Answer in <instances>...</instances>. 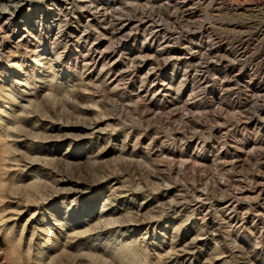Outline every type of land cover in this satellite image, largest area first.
Wrapping results in <instances>:
<instances>
[{"label": "rangeland", "instance_id": "obj_1", "mask_svg": "<svg viewBox=\"0 0 264 264\" xmlns=\"http://www.w3.org/2000/svg\"><path fill=\"white\" fill-rule=\"evenodd\" d=\"M47 1L23 0L22 1L23 5L20 7V9H18L19 14L27 16L28 14L31 13L29 17L31 22H33L34 18L38 16L37 13L34 12L36 11L42 12L43 10H48ZM121 1L120 4L116 3L114 4V6H111V4L109 5L111 8V9L109 8V11L111 12L110 15H112L111 16L112 18L116 16L115 18H118L121 21L123 20L124 22H126L127 20H129V18L130 20H134V19L137 20L138 17L141 16V14L143 16L145 14H150L152 17L155 16L154 18L156 22H159L160 20V28L164 29L163 32L168 31L169 33H172L173 36L176 38V42H177L176 44H179L180 48L186 49L187 48L186 46L188 45L191 46V44H193L195 48H193L192 50H198L197 47L199 45V37L202 35L208 37V39H211L213 43L214 40L216 42L221 41L223 42V47L228 48L227 51H222L221 49V52L220 51L210 52L209 51L210 47L203 45L199 49L202 50L203 58H204L202 59L203 62L202 65H205L204 62L207 61L209 62V68L207 74L209 73L208 76H209L210 84L208 83L209 85H207V83H205L207 86L206 89L204 90L206 95L207 105H209V107L207 106V109H203V110H201L200 108L199 109L195 108L192 109L191 111H188L189 113L188 114L186 113L185 115H183L184 114L183 112L186 111L180 110L179 106H181L182 104L179 103L180 104L179 105L177 102H180L179 100L181 97H182L181 102L184 99H187L191 90V88L189 87V88H184L182 94L178 92V88H179L178 80H181V78H183V72L186 69L184 68L186 67L185 65L184 66L180 65L183 69H181V72H179L176 79H174L173 81L171 79L174 73L173 66L170 65L167 68H165L163 74L165 77H167V79L158 82L156 86L157 91L155 95L153 96L151 94L146 96L144 93L142 97H145L144 99L145 103H147V105L151 107L152 106L155 107V108L153 107V110L150 111L149 114L150 117L148 116L149 118L148 117L146 118L144 115H142V111L138 110V108L134 106L135 105L134 103L139 102L142 99V98L139 99L137 98V95L139 94L138 91L140 85V83L138 82H135L130 88H127L130 98L133 99L131 102L128 98L126 99L125 96H123L121 90H119L120 88H124L126 84L124 85L122 84L118 89H113L112 88L113 85H110V81H108L107 83L100 82L99 78H97L96 72L93 74V80L94 82L99 84L101 88L98 87L99 86L98 85L96 89L90 88L91 92L81 89L76 93H72L71 95L74 96L75 100L77 99L76 101L70 99L71 97H69V99L67 100L66 98L68 97L65 98L64 94H61L62 95L61 97L59 94L60 91L57 93L58 95L56 96V98L46 97V95H44L46 84L43 81L38 83L40 89L38 92H35V94L33 93L34 91H32L33 90L32 87L28 85L23 86L22 84L20 86L18 85L19 88L16 87L13 93L20 95V92L22 91L21 92L22 97L19 100L22 101L24 105L23 103H21L22 105L16 106L15 110H20V108H22V106H25V104L27 103L30 104V99L32 98L31 100L36 101V103L33 102L32 105L33 107L31 106L30 108L27 109L28 111L31 110L30 112L32 116L31 118L33 119L43 118L39 123L36 124L37 125L36 130L40 131L39 128H46V130L49 131V133L43 132V135H41L42 137L41 139L38 138L34 139V137L32 138L26 135L28 131L26 132L22 131L21 133H18V135H22V137L17 140L19 142L18 145H19L20 153L17 152L16 154L18 158L13 156L14 158L17 159L16 162H12L13 165H16L15 167H13V171H17L18 173H21V175L19 178H17L19 179V184L17 185V187L15 186L16 188L13 187L11 190L9 189V191H7L9 198L7 199L8 202L7 204L5 203L4 207L7 209L6 211L9 214L5 211V214L7 213L6 216L8 218V220H6L7 227L5 229H8V226L9 227L12 225L14 226L15 224L14 226L15 232L12 239L14 238L18 239L20 236L21 237L23 236L22 245L20 247L21 255L25 257L27 255L26 258L31 257L29 261L27 262L25 261V264L27 263L28 264L29 263L30 264H115V263L120 264L119 262L117 263V261H115L114 263L113 259H109L107 261L108 263H105L100 259H98V257L96 258L95 255H98L99 252H101L100 248L98 247L96 242H91L89 240V238L96 236V233L99 231L98 228H95L94 230V228L92 227V225L95 226L96 224L95 220L89 219L88 222L79 224L80 225L79 227H76L75 225L76 228L75 227L74 228L76 229V231L77 230L79 232L86 231V233H82L80 235H74L73 234L74 228L63 225L62 223V218L65 217L67 209H72L71 210L72 213L74 212V209H76L77 210L76 215H79L80 213L83 215V214H88L86 210L89 208V206L92 205L93 213H91V215L93 214L95 217H97V215L100 214L102 203L104 202L106 197L110 194L109 193L110 186L118 182L121 183V184L119 183L120 190L122 189L121 190L122 192L120 193L118 192L119 193L118 195L123 197L124 194L126 193L127 196L125 197H127V202L123 204L121 203L122 209H120V212H118L116 215H113L119 218L118 223L111 225L109 228H112L113 230H117V228H119L120 225L123 223V225L125 226V227L123 226L124 228L123 230L128 231L136 227V225L134 226V222H136V224L138 223L137 225L140 228V230L138 232H134V234H136V236H139L141 235V233H144L145 229L147 228L146 221L155 222L154 226L157 223L156 226L158 225L160 227L157 230L160 238L159 242L162 243L164 241L163 242L164 249L163 247L161 248L160 244L157 245L155 242L154 244H151V247L149 246V248L151 249L150 253L153 254V256L151 257L155 260L156 258L154 257L155 256L154 253L163 254V256H165V257L162 256L163 261L168 259L166 261L167 264H171L169 259L170 255L168 254V249L170 245L169 242H171V237H170L171 234L167 231L169 234L165 235L164 229L169 228V225H172L174 223V216L176 214L173 213V204L175 203V201L173 200L178 199L177 201L183 202V204H185L186 207H188L190 206L188 204H193L192 201L197 193L199 192L206 193V189L204 188L210 186V188H208L210 199L209 200L207 199V201L209 202L207 203L206 201V203L210 207L213 204L214 207L213 206L211 207L213 208V210L219 209L217 204L219 202H223L225 197L226 198L234 197L236 200H238L239 210L242 212H244V209L246 211H249V209L254 210L255 208H257L258 205L264 208L263 205L264 200H262V197L258 198L256 195L254 196V194L249 193L250 191L249 189H251V187L253 186V184H255V182L256 183L258 181L264 182V177L262 178V176H264L263 175L264 174V157H263L264 132H260V130L256 127L258 125L255 124L257 120L264 121L261 120L264 116V112H261L258 108L261 104H264V96H263L264 90L262 89V87H260V85L264 82L262 80L264 77L263 76L264 50L261 51L262 48L260 49V47L262 44H260L259 42L260 39H257V35H258L257 31L260 29H264V11L262 12L263 10L262 0H259V2L258 1L255 2V0H226V1L217 0L214 2L212 0L209 1L199 0V2H197L198 0H179V1L164 0L159 2H152L148 6L143 4L145 2L144 0H133V1L121 0ZM210 1L212 2V4L210 3ZM1 2H2L1 5H3V0ZM101 2H103L104 4H108V1L106 0H103ZM220 5L223 6L222 8L224 10L222 8H221L222 10L219 8L221 7ZM7 6L8 4H4L3 6L0 7V10L1 8H4V10H6ZM115 7H117V9ZM50 8L52 9L53 6H50L49 10H51ZM217 8L219 9V11ZM6 14L8 16L9 12H6ZM72 17L74 18L76 16L72 15ZM78 22H79L78 25L80 30H83L84 28H88L87 30L88 32L90 31L89 33L92 34L91 36H93V38L96 36H97L96 38L98 37L102 38L103 45L107 46L109 42L108 37H103V36L100 37V35H102V31H100L101 29L99 30L100 28L99 25L98 24L93 25V23L89 24V19L86 14H84L83 16L81 15ZM22 29H24V26L19 25L16 28V31L13 33L10 32L9 28H7V30H9L8 32L9 39L7 41L5 40V43L7 47L16 50L17 43L22 42L24 46L20 48V53H17L16 55H14V57L21 58L20 56H23L25 57L28 63L32 64L34 60L32 58L33 53L30 52V50H34L37 47L39 51H41L43 49L42 44L44 43L40 42V40L38 42L34 37H29L31 40V44H30L31 46L26 47L28 45H26L23 42L22 36L24 35V30ZM56 29L57 26L54 28V32L56 31ZM94 31L97 33L96 35ZM98 32L100 34H98ZM238 37L240 39H238ZM126 40L127 39H125V41ZM128 41L130 48H133L134 50L130 51L127 50L129 49L128 47H126L127 49L124 48L126 50H122V58L126 61L128 60V58H130L131 61V58L137 55L136 51L142 48L143 39L141 38L138 41L131 39ZM236 43L237 45L238 43L239 44L244 43L246 46L244 45L245 47L241 49L237 45H235ZM46 44L49 49L52 48L53 46L51 43H48V40ZM37 45L40 46V48ZM214 45H216V43H214ZM230 46L233 48H231ZM27 48H29V51H27ZM258 48L260 49V51ZM79 50L80 48L77 46H69L68 48L65 49L66 51L65 53H67V55H70L72 56V58L75 59V56L79 52ZM243 50L246 51V53ZM187 52L190 53V51L188 50ZM198 52L200 51H197V53ZM217 52L219 53V55ZM220 53H222V56L224 58L220 56L221 55ZM254 53H256L255 56ZM226 54L228 57H226ZM238 54H240L239 57L237 56ZM216 56H218L217 57L218 60L215 59ZM117 58L118 55L117 57H115V59ZM122 58H118L117 60L118 67H121ZM154 58L153 59L158 61L159 63L162 62V59H159L160 58L159 55H157ZM240 59L242 60V62L238 61ZM4 63H7L6 59ZM191 63L195 67L196 65L197 66L200 65L199 61L198 62L192 61ZM227 63L229 64L227 65ZM246 64L247 66L254 67V69L258 68V70L256 69L255 70L259 72V74L257 77L254 76L255 78L254 80L251 78L252 81L250 80L251 77L250 74L247 71H244L243 69V66ZM8 65L9 66L7 68L9 70H12L13 68L16 71H19L18 69L14 68V66H12L11 63H8ZM211 66L212 68L210 69ZM213 66H215V68ZM195 67H193V69H196ZM81 70L82 69L80 68V71ZM79 74H80L79 72L75 73L74 68H72V70L70 68V70L66 75V78L69 77L67 80L70 81V84L74 83L75 85H77V83L81 82L80 79L83 77L81 76V74L80 75ZM223 75L227 78H225ZM231 75L232 78L230 77ZM17 78H18L17 74L12 75V79L14 81L19 80ZM221 78L223 79L225 78L227 80L225 79L223 80ZM162 81L164 84L162 83ZM219 83L220 84L222 83V85L220 86ZM197 85L200 84L198 83ZM228 86H229V90H228ZM24 87L27 89H25ZM9 89H10V85L9 88H7V90L10 91ZM22 89L25 90L24 93ZM49 89L51 90V88ZM252 90L254 91L257 90L256 92L259 93H256ZM260 93L262 94L261 97H260ZM142 94L143 93H141V95ZM62 98L66 100L62 101L61 100ZM83 98H86L85 102L82 101ZM148 98L151 99L152 101L149 100ZM98 100L101 101L100 106L96 105V102ZM77 101L78 103L75 104ZM246 101L249 102V106L242 107V104ZM61 102L63 104H61ZM172 102L176 106L179 105L177 106L179 108H177L174 105L172 106V108L173 109L177 108L179 110H174V112L173 111L170 112L169 111L171 110L170 107L165 109V111L163 110L164 113L163 111L161 112H159L158 110H157L158 112L154 111L156 110V107L161 106L162 104L168 105V103H172ZM253 103L254 105L255 104L256 105L254 106ZM61 105L63 106L65 105L63 109ZM59 106H61V108ZM249 107L250 108L252 107L251 109H253V111ZM47 111L48 113H46ZM30 114L28 116H30ZM167 114H171V115L173 114V115L171 116ZM44 115L51 116L52 119L50 118L48 120L47 119L45 120L44 118L46 117ZM153 115H155V117ZM166 116H167L166 118L167 120H165ZM170 116H171L170 119L171 121L168 120ZM239 119L244 120L243 121L244 123L247 122H252V123H249L247 125L240 120L242 122L241 123ZM95 121H99V123H101V125L98 127L99 129L98 130L96 129L97 131L93 132V135L88 134L92 132V130L89 129L90 123H93ZM26 123L27 121H25L22 124L24 126L21 127L26 128V130H30V126H27ZM42 123H44V125L45 123H49V124H47V127H44V125H41ZM237 123L240 124L238 125ZM52 124H54V126H57L56 127L57 130L56 129L52 130L50 128V125ZM259 126L261 125L259 124ZM83 127L88 128V130L84 132ZM174 131H176L179 136V137L177 136V139L179 138L177 140V144L180 143L187 144L188 141H191V138H194L195 140V142L188 149H183V147L177 149L178 154L182 153V155H184V159H186L185 156L187 157L188 155L198 154V153L202 155L205 152L206 157H208L210 161L206 163L205 168L202 167L203 170H200L201 168L198 169L199 168L198 167L195 173L192 171H191L192 173H188L189 172L188 171L187 174L185 172L176 171L173 173L172 171H169L166 162L171 163V159H170L171 157L170 156L166 157L165 155L168 154L167 153L169 151L168 149L172 148L170 144L172 143V140L175 138V135L173 134ZM259 132L260 134H258ZM254 133H257L258 135L255 134L256 135L255 137ZM49 135H51L50 138ZM43 137L46 138L43 139ZM98 137L101 139L99 143L97 139ZM125 137H127V139ZM57 140L58 141L65 140L67 142L58 143L59 147H56L53 143H55ZM69 141H71L70 145L68 143ZM260 141H262L263 143H259ZM89 142L92 144H90ZM197 142H200V145L206 144V147L203 151L198 152L195 150V146ZM49 143L50 145H47ZM222 147L224 149L219 150V148L221 149ZM240 147H244L243 150ZM251 147L253 148L252 150L250 149ZM96 149L103 150V157L98 161H95L97 159L93 160V158H91L90 155L92 154L90 152H95ZM237 149H239L240 151ZM163 152L166 154H164ZM215 154L221 156L220 160L218 159V162L220 163L219 166H216V164H214L211 161L215 158ZM166 158H169V160L167 159L168 160L167 161ZM231 158H233L234 160ZM51 159H54L52 160L53 162L49 161ZM228 160L230 161L233 160V162L232 161L230 162ZM232 163L233 166L236 164V166H234L233 168H231ZM224 164L227 165L226 166L227 171L221 169V165L223 166ZM49 170L52 172V174H55L57 177L58 176L62 177L63 179L62 180L63 185L61 186L63 191H61L58 195L56 192H54L52 181L49 180H47L48 187L46 186L44 187L42 185V186H37L34 189L30 188L32 184L37 183L38 180L37 177L42 178L43 179L42 182H45L44 179L52 178L51 174H49V176L47 174ZM258 171H260L261 174ZM201 172H202L201 174L202 176L204 173L207 175L205 176L204 174L202 178V176H200ZM168 179L171 181H169ZM203 179L205 180L204 182ZM207 179L208 181H206ZM239 182L241 185H239ZM248 185L250 188L248 187ZM77 187L78 190L76 189ZM194 187H196L195 190ZM167 188L170 189V196L168 197V201H165L167 202L166 204H168L167 206H165V202H162L163 201L162 195L164 194ZM197 188L198 189L201 188V189L198 190ZM35 190H36V198L35 197L34 198L39 203H35V202L33 203V201L31 202V200L29 202L28 200L29 191H35ZM232 191H234V193ZM229 193H231L233 196L230 195ZM66 195H70V197L68 196L64 199V196ZM236 195L238 198L235 197ZM240 195H242L243 197H241ZM251 195L252 198H250ZM114 196L115 195L111 196L112 198L110 204L111 206L105 209L107 212H111L112 209L111 207H115L117 205L116 201L114 200L116 196L115 197ZM246 197L249 200H245ZM73 198H76L77 200L72 201ZM181 199L182 200L185 199V200L182 201ZM240 199L241 200L244 199V200L241 202ZM144 200L150 201L151 204H149L144 211L140 212L138 209L139 208L138 205L141 204ZM16 201L18 202L20 201L21 203L20 202L19 203L20 205L21 204L22 205L18 206L19 203L17 204ZM170 202H173V204L171 205ZM163 206L164 208H162ZM124 208L125 210H123ZM218 213H217L218 220L220 219L219 221L222 223L226 221L224 219L225 216ZM253 213L255 214L257 212L255 211ZM189 214L191 218L189 219V221L187 220L185 222V226L187 225L191 229H194L192 228L193 221L197 220L199 223H203V220L201 219L202 216L199 217L194 216L192 218V213L189 211L186 212L185 215H189ZM8 216H10L11 220L9 219ZM263 216H264V212H263ZM186 217L187 216L182 217L181 220L184 221ZM209 219L210 216H207L206 220L208 221ZM67 220L73 221L74 217L72 216L70 219ZM76 220L77 219H75V221ZM83 220L84 218L81 219V221ZM87 220L88 219H85V221ZM129 220H133V221L129 222ZM258 222H259L258 228L260 227L259 230L264 231V220L263 222L258 220ZM90 223L92 224L90 225ZM89 225L93 228L92 231L90 230L88 231L87 228H89ZM48 226H50V230H51L50 234L49 233L46 234L45 232ZM129 233H133V231L130 230ZM192 234L193 233L190 232V235L187 237L188 240L191 239V237L193 236ZM242 234L243 235L246 234L247 236H249V233L247 232H241L240 235L243 236ZM214 235H215L214 237L211 236L207 240L205 239L201 240L200 243L202 244L205 242V246H203V250L201 248H200L201 250L199 249V253H201V258L196 259L197 261L194 264H254V263L261 264L262 263V261L257 258L244 259L243 253H240L238 249L235 248L234 250H231V246L228 245L223 246V241L230 238V235L226 233V228H221V230L219 232H216ZM259 236L260 234L258 233L257 237ZM217 238H219L222 241L221 242L222 250L220 248L219 251L216 249ZM3 239L4 237L0 234V264H9L7 259H5L6 251L4 249ZM262 239L263 240L261 246L264 248V243H263L264 238ZM151 241L153 243L154 239H152ZM28 247L29 248L31 247L32 255L31 254L28 255L29 254L27 251ZM42 247H44V250L41 252L40 250L42 249ZM252 249L253 247H248L249 251H251ZM25 251L26 253H24ZM165 254L167 255V257ZM195 254L196 256H198V253ZM208 258L209 260H207ZM204 260L206 262H204Z\"/></svg>", "mask_w": 264, "mask_h": 264}, {"label": "bare ground", "instance_id": "obj_2", "mask_svg": "<svg viewBox=\"0 0 264 264\" xmlns=\"http://www.w3.org/2000/svg\"><path fill=\"white\" fill-rule=\"evenodd\" d=\"M1 1L2 0H0V7L3 6L4 4H8V6H7L6 10H4V8H1V10H0V234L4 237L3 245H4V249L6 251L5 252L6 253L5 254V256H6L5 259H7L8 263L9 264H25V261L26 262L29 261L31 259V257L26 258L27 255H26V257L21 255L20 247L22 245L23 236L22 237L20 236L18 239L17 238L12 239V237L14 236V232H15L14 231L15 224H14V226L13 225L10 226V227L8 226V229H5L7 227L6 220H8V218H7L6 215H7L8 212L6 211L7 209L4 206H5V203L7 204V202H8L7 199L9 198V195L7 194V191H9V189L11 190L15 186L17 187V185L19 184V179H17V178H19L20 175H21V173H18L17 171H13V167H15L16 165L12 164V162H16L17 161V159L14 158V157H17L16 156L17 152L20 153L19 145H18L19 142L17 140L20 139L22 137V135H18V133H21L22 131H25V132L28 131V133H26V135H28V136H30L32 138L34 137V139L35 138L41 139L42 138L41 135H43V132L44 133H46V132L49 133V131L46 130V128H39L41 132L36 130V128H37L36 124L39 123L43 118H37V119L31 118L32 117L31 114H30L31 110L29 109L30 111H28L27 109L30 108L33 105V102L36 103V101L31 100L32 98L31 99L29 98L30 99V104L27 103L29 105L25 104V106H22V108H20V110H15L16 106L22 105L21 103H23L22 101L19 100L22 97V93H21L22 91L20 90L21 91L20 95L13 93V91L16 89V87H18V85L20 86L21 84L23 86L24 85H28V86L33 88L32 91H34L33 93L35 94V92H38L39 89H40L38 83L43 81L46 84L45 85V93H44V95H46V97L56 98V96L58 95L57 93L60 91L59 94H60L61 97H62L61 94H64L65 98L68 97V98H66L67 100L69 99V97H71L70 99H72L73 101H76L77 99L75 100L74 96L71 95L72 93H76V92H78L81 89H84L85 91L91 92V89H93V88L96 89V87L99 85L96 82H94V80H93V74L96 72L97 73V78H99L100 82L107 83L108 81H110V85H113L112 86L113 89H118V88H120V86L122 84L123 85L126 84L127 87L125 86L124 88H120L119 90H121L123 96H125L126 99L128 98L130 100V102L133 99L130 98V95L128 94L127 88H130L135 82L140 83L139 91H138L139 94L137 95V98L138 99L142 98V99H141V101L137 100L139 102L134 103L135 104L134 106H136V108H138V110L142 111V115H144L147 118L148 116L150 117V115H149L150 111L153 110L154 106L151 107V106L147 105V103H145V101H144L145 97H142L144 95V93H145L146 96L147 95H151V94L153 96L155 95V93L157 91V87L156 86H157L158 82L161 81V80L167 79V77H165L164 74H163V71H164L165 68H167L170 65L173 66L174 73H173V75L171 77V79L173 81L174 79H176V77L179 74V72H181V69H183L181 66L185 65L186 67H184V68H186V69L183 72V78H181V80H178V85H179L178 92H180L182 94L184 88H189V87L191 88V90H190V94L188 95V98L184 99L182 101L184 103L181 102V100H182L181 98L182 97L179 100L180 102H177L178 104L179 103L182 104L181 106H179L180 104L177 105V106L180 107V110L186 111V112L182 111L184 113L183 115H185L186 113L188 114L189 113L188 111H191L192 109H195V108L199 109L200 108L201 110H203V109H207V106L209 107V105H207L206 95H205V91H204L206 89V86L210 84L209 83V76H208L209 73L207 74V71H208V68H209V62L208 61L204 62L205 65H202V63H203L202 59H204V58H203L202 50H199V49L203 45L209 46L210 47L209 48L210 52H216V51H220L221 52V49H222V51H227L228 48L223 47V42H221V41H217L216 42L214 40V43H216V45H214V43L211 41V39H208V37H205L204 35L199 37V45H198V47L196 46L198 48V50H192L193 48H195L193 44H191V46H189V45L186 46L187 47L186 49L180 48V45L176 44L177 43L176 42V38L173 36V34L169 33L166 29L165 30L168 33L165 32V31L163 32L164 29L160 28V20H159V22H156V20L154 18L155 16L152 17L150 14H145L144 16L141 14V16L138 17L137 20H135V19L134 20H130V18H129V20H127L128 22L126 20H125L126 22H124L123 20L121 21L120 19L115 18L116 16L114 18H112L111 17L112 15H110L111 12L109 11V8H110L109 5L111 4V6H114V4H116V3L120 4L121 0H106V1H108V4H104L103 2H101L103 0H86V1L85 0L84 1H82V0H63V1H61V0H48L47 1L46 0L47 1L48 10H43L42 12H39V11L34 12V13H37L38 16H36L34 18L33 22H31L30 17H29L31 13L28 14L27 16L19 14L18 9H20V7L23 5V2H22L23 0H3V5H1L2 4ZM144 1L145 2L143 4L148 6L152 2H159V1H164V0H144ZM174 1H176V0H174ZM212 1L214 2V1H217V0H212ZM256 1L259 2V0H255V2ZM197 2H199V0ZM121 3H122V1H121ZM210 3L212 4L211 1H210ZM253 3H254V1H253ZM227 5H229V4H227ZM262 5H263L262 12H263L264 11V0H262ZM50 6H53L52 9L50 8L51 10H49ZM147 6H145V7H147ZM222 7L223 6H221L219 8L221 9ZM254 7H256V6H254ZM115 8L117 9V7H115ZM214 9H216V8H214ZM218 11H219V9H218ZM6 12H9L8 16H7ZM84 14L87 15V17L89 19V24L93 23V25H95V24L99 25V27H100L99 30L101 29L100 31H102V35H100V37L101 36L108 37V41L109 42H108L107 46L103 45L102 38H99V37L96 38L97 36L93 38V36H91L92 34L89 33L90 31L88 32V30H87L88 28H84L83 30H80L79 25H78L79 24L78 21H79L81 15L83 16ZM72 15L76 16V17L73 18ZM195 19H196V17H195ZM19 25H23L24 26V29H22V30H24V35L22 37H23V42L26 45H28L26 47H30L31 46L30 45L31 44V40H30L29 37H34V38H36V40L38 42L40 40V42L44 43V44H42V48L43 49L41 51H39V49L37 47L34 50H30V52L33 53L32 58H33L34 62H32V64L28 63L27 60L25 59V57H23V56H20L21 58H15L14 57V55H16L17 53H20V48L22 46H24V44L22 42H18L17 43V45H16L17 49L16 50H13V49L7 47V45L5 43V40L7 41L9 39V34H8L9 30H7V28L10 29V32L14 33L16 31V28ZM130 25H131V27H130ZM56 26H57V29L54 32V28ZM208 32H210V31H208ZM255 32H256V30H255ZM96 34L97 33L95 32V35ZM98 34H100V33L98 32ZM209 34H211V33H209ZM212 34H214V33H212ZM222 34H220V35H222ZM253 34H254V32H253ZM257 34H258L257 35V39H260L259 42H260V44H262L261 47H260V49L262 48L261 49V51H262V50H264V29L258 30ZM218 36H219V34H218ZM141 38L143 39V46H142V48L138 49V51H136L137 55L132 57L131 61H130V58H128L127 61L124 60L122 58V50H126L127 49L126 47L129 48L127 50H130V51L134 50L133 48H130L128 40L133 39L135 41H138ZM241 38H242V36H241ZM125 39H127V40L125 41ZM206 39H208V40H206ZM230 39H232V38H230ZM238 39H240V38L238 37ZM47 40H48V43H51L53 45L52 48H50V49L47 47V44H46ZM225 41H227V40H225ZM242 42H244V41H242ZM230 44H233V43H230ZM235 45H237V43ZM244 45H245L244 43H240V44L238 43L237 46L242 49V48H244L246 46V45L245 46ZM69 46H77V47L80 48L79 52L75 56V59L72 58V56L67 55V53H65L66 52L65 49L68 48ZM144 46H145V48H144ZM38 47L40 48V46H38ZM124 48H126V49H124ZM231 48H233V47H231ZM246 48H245V50H246ZM260 49H259V51H260ZM187 50L190 51V53H188ZM27 51H29V48H27ZM197 51H200V52L197 53ZM244 52L246 53V51H244ZM220 54H221L220 56H222V53H220ZM234 54H235V52H234ZM117 55H118V58H122L121 59V67H118V63H117L118 58L115 59V57H117ZM157 55L160 56L159 59H162V62L158 59L161 63H159L158 61L154 60L155 59L154 57H156ZM213 55H214V53H213ZM218 55H219V53H218ZM255 55H256V53H254V56ZM237 56L239 57L240 54H238ZM217 57L218 56H216L215 59H217ZM226 57H228L227 54H226ZM261 58H260V60H261ZM5 59H6L7 63H4ZM244 59H246V58H244ZM236 60H237V58H236ZM192 61L193 62H196V61L198 62L199 61L200 65L197 66L196 63H195V65H196V67H195L191 63ZM212 61H215V60H212ZM238 61L242 62L241 59L238 60ZM254 61H255V59H254ZM8 63H11L12 66H14V68H16V69H18L20 71V73H19V71H16L13 68H12V70H9L7 68L9 66ZM229 63H227V65ZM193 67H195L196 69H193ZM213 67L215 68V66H213ZM70 68H71V70H72V68H74L75 69V73L79 72L81 74V76H83L80 79L81 82L77 83V85H75L74 83L70 84V81L67 80L69 77L66 78V75H67L68 71L70 70ZM80 68L83 71L82 70L80 71ZM211 68H212V66L210 67V69ZM243 69H244V71H247L250 74V76H251L250 80L251 81H252V79L253 80L255 79L254 76L257 77L258 74H259V72L256 71V70H258V68L257 69L255 68L256 69L255 70L254 67L247 66V64L243 66ZM241 70H242V68H241ZM261 70H263V69H261ZM220 72H221V70H220ZM263 73H264V71H263ZM14 74L18 75L17 79H19V80L14 81L16 77L14 78V80L12 79V75H14ZM71 77H72V75H71ZM230 77L232 78V75ZM225 78H227V77H225ZM221 79H223V78H221ZM225 80H227V79H225ZM262 80L264 81V77H263ZM162 83H163V81H162ZM198 83L200 85H197ZM205 83H207V85ZM258 84H259V82H258ZM260 84H261V82H260ZM9 85H10V89H9L10 91L7 90V88H9ZM215 85H216V83H215ZM221 85H222V83L220 84V86ZM235 85H237V84H235ZM98 87H100V85ZM260 87H262V89L264 90V82L260 85ZM49 88H51V90ZM221 88H223V87H221ZM226 88H227V86H226ZM25 89H27V88H25ZM230 89H232V88H230ZM228 90H229V86H228ZM24 91L25 90H23V93H24ZM252 91H254V90H252ZM256 91H254V92H256ZM226 92H227V90H226ZM141 93H143V94L141 95ZM256 93H259V92H256ZM261 93H260V97L262 95ZM42 98H43V95H42ZM220 98H222V97H220ZM66 99L62 98L61 100L63 101V100H66ZM176 99H178V98H176ZM34 100H36V99H34ZM85 100H86V98L82 99V101H84V102H85ZM149 100H151V99H149ZM222 100H224V99H222ZM77 103H78V101L75 104H77ZM61 104H63V103L61 102ZM213 104H214V102H213ZM23 105H24V103H23ZM96 105L100 106L101 105V101L98 100L96 102ZM156 105H158V104H156ZM173 105H174L173 102L172 103H168V105L162 104L161 106L156 107V110H154V111L155 112H158V111L161 112L163 110L165 111V109L170 108V107H171V110H169L170 112H172V111L174 112V110H179V109H177L179 107H177L176 105H174V106H176L177 108L173 109L172 108ZM253 105H254V103H253ZM61 106H62V109H63V107L65 105L64 106L61 105ZM61 106H59V107L61 108ZM243 106L244 107H246V106L248 107L249 106V102L248 101L244 102L242 104V107ZM258 108H259V110L261 112H264V104H261ZM251 110L253 111V109H251ZM18 111H20V112H18ZM48 111H50V110H48ZM48 111L46 113H48ZM140 111H139V113H140ZM164 111H163V113H164ZM237 111H239V110H237ZM170 112H168V113H170ZM202 112H204V111H202ZM29 114H30V116H28ZM167 115H171V114H167ZM44 116L46 117V118H44L45 120L46 119L48 120L50 118L52 119L51 116H48V115H44ZM153 116L155 117V115H153ZM171 116H170V118L168 120L171 119ZM261 117H260V119H261ZM151 118H150V120H151ZM166 118H167V116L165 117V120H167ZM235 119H236V117H235ZM257 119H258V117H257ZM240 120L241 119H239V121ZM247 120H248V118H247ZM261 120H264V116H263V118ZM25 121H27L26 125L30 126V130H26V128L21 127V126H24L22 124ZM241 121L243 122L244 120H241ZM185 123H186V121H185ZM249 123H252V122H247V123H244V124L248 125ZM47 124H49V123H45V125H44V123H42L41 125H44V127H47ZM255 124L258 125V126H256V125L255 126L260 130V132H264V121L257 120L255 122ZM259 124L261 126H259ZM100 125H101V123H99V121H95L93 123H90V126H89L90 128L89 129L92 130V132L88 133V134H92L93 135V132H96L99 129L98 127ZM48 127H49V125H48ZM56 127L57 126H54V124L50 125V128L52 130L53 129L57 130ZM83 128H84V132L88 130V128H85V127H83ZM231 128H230V130H231ZM176 131L173 132V134L175 135V138L174 139L172 138L173 140H172V143L170 144L172 148L170 147L171 149H168L169 150L167 152L168 154L165 155L166 157L167 156L171 157V158L169 157L171 159V163L166 162L167 163V168L169 169V171H172L173 173L176 172V171H179V172H185L187 174L188 171H189L188 173H192V172L195 173L197 171L198 167H199L198 169L201 168L200 170H203L202 167L205 168L206 163H208L210 161L209 158L206 157L205 152L202 155H200L199 153L198 154H191V155H188L187 157L185 156L186 159H184V155H182V153L178 154L177 149L180 148V147H183V149H188L195 142V140H194V138H191V141H188L187 144L186 143L177 144V140L179 138L177 139L178 133ZM252 131H254V130H252ZM52 132H50V133H52ZM255 132H256V130H255ZM260 132L258 134H260ZM255 134H257V133H254V135ZM46 137H47V135H46ZM46 137H43V139H45ZM50 137H51V135H49V138ZM165 137H167V136H165ZM255 137H256V135H255ZM125 138L127 139V137H125ZM97 139H98V143H99L101 139L99 137ZM66 142L67 141H65V140L64 141H58L57 140L53 144L56 147H59L58 143H66ZM68 143L70 145L71 141H69ZM259 143H263V142L260 141ZM90 144H92V143H90ZM47 145H50V143L47 144ZM235 145H237V144H235ZM94 147H95V145H94ZM205 147H206V144L205 145H202V144L200 145V142H197L196 146H195V150L198 151V152L199 151L201 152V151H203L205 149ZM240 148L243 150L244 147H240ZM150 149H151V147H150ZM222 149H224V148L223 147L221 149L219 148V150H222ZM239 149H237V150H239ZM250 149L252 150L253 148L251 147ZM180 150H182V149H180ZM183 151H185V150H183ZM90 153H92V154H90ZM90 153L89 154L91 155V158H93V160L97 159L95 161H98L99 159H101L103 157V150H97L96 149L95 152H90ZM164 154H166V153H164ZM217 155L215 154V158L213 160H211V161L214 164H216V166H219L220 163L218 162V159L220 160L221 156H219V155L217 156ZM233 155H234V153H233ZM50 157H52V156H50ZM169 158H166V160L167 159L169 160ZM223 158H225V157H223ZM231 159H233V158H231ZM52 160H54V159H51L49 161H52ZM233 160H231V161L233 162ZM228 161H230V160H228ZM52 162H50V163H52ZM226 166H227L226 164H224L223 166L221 165V169L227 171ZM234 166H236V164ZM234 166H233V163H232L231 168H233ZM48 172H47L48 176H49V174H51L52 178L44 179L45 182H42L43 179L40 178V177H37L38 178L37 183H34L31 186L30 185L29 186H30L31 189L32 188L34 189L37 186H42V185L44 187L45 186L48 187L47 180H49V181H52L54 192H56L57 195H58L61 191H63L62 188H61V186L63 185L62 184L63 183V181H62L63 179H62V177H59V176L57 177L55 174H52V172L50 170ZM202 172L200 173V176H202L201 175ZM258 172H260V171H258ZM198 173H199V171H198ZM204 174H203V176H204ZM260 174H261V172H260ZM206 175L207 174H205V176ZM195 176H196V174H195ZM203 176H202V178H203ZM197 177H199V176H197ZM263 177L264 176H262V178ZM207 178H209V177H207ZM198 180H199V178H198ZM236 180H238V179H236ZM169 181H171V180H169ZM204 181L205 180L203 179V182ZM206 181H208V179ZM255 181H257V180H255ZM119 183L120 182L115 183V184L110 186V189H109V193L110 194L106 197V199L102 203L100 214H98L97 217H95L93 214L91 215V213H93V209H92L93 206L92 205L89 206V208L86 210V212L88 214H83V215L81 213L79 215H76V213H77L76 209H74L73 213L71 212L72 209H67L65 217L62 218L63 225H66L68 227H73L74 228L75 225H76V227H79L80 226L79 224H83L84 222H88L89 219L95 220L96 224L93 223V224H95V226L92 225V227L94 228V230H95V228H98L99 231L96 233V236H94V237L90 236L91 238H89V240L91 242H96L97 243V245L100 248L101 252H99L100 255L99 254L98 255L94 254V255L96 256V258L98 257V259H100L101 261H103L105 263H108L107 261L109 259H113L114 263H115V261H117V263L119 262L120 264H167L166 261L168 259L163 261V257H165V256H163V254L154 253V255H155L154 257L156 258V260H155V259H153L151 257V256H153V254L150 253L151 249L149 248V246L151 247V244H154L155 242H156L157 245L160 244L161 248L163 247V249H164V243H163L164 241L162 243L159 242L160 238H159V233L157 232V230L160 227L158 225L156 226L157 223L154 226L155 222H153V221H148L147 222L146 221L147 228L145 229L144 233H141V235H139V236H136V234H134V232H138L140 230V228L137 225L138 223L136 224V222H134V226L136 225V227L133 226L134 228L130 229L131 231H133V233H129L130 230L124 231L123 230L124 229L123 228V226H124L123 223L122 224L120 223L121 225H120L119 228H117V230H113L112 228H109L111 225H114L115 223H118L119 218L115 217L113 215H116L118 212H120V209H122L121 208L122 207L121 203L123 204V203L127 202V197H125V196H127V194L125 192H123V193H125L123 197L118 195L120 192H122L121 191L122 189L120 190V184L121 183L120 184ZM239 185H241L240 182H239ZM245 186H246V184H245ZM248 187H249V185H248ZM208 188H210V186L204 188V189H206V193L198 191L199 193H197L196 196H194L195 198L192 201L193 204H188L189 202L186 203V204L190 205L188 207H186V205L183 204V202L177 201L178 199L177 200H173V201H175L174 204H173V202H170L171 205L173 204V213L176 214L174 216V223L172 225H169V228L164 229V234L165 235L169 234V233L171 234V236H170L171 237V242H169L170 245H169V249H168V254L170 255V256L168 255L169 259H170V263L171 264H177V263H180V264H194V263H196V261H197L196 259H200L201 258V253H199V249L201 248L203 250V246H205V242L202 243V244L200 243L201 240H203V239L207 240L211 236L214 237L215 236L214 234L216 232H219L221 230V228H226V233H228L230 235V238H228V236H227L228 239L223 241V246H226V245L231 246V250H234L235 248L238 249V251L240 253H243L244 259L245 258L246 259L257 258V259L261 260L262 263H264V248L261 246V243H262V240H263L262 238H264V236H263L264 235L263 234L264 231L263 230L262 231L259 230L260 227L258 228V223H259L258 220L262 221V222L264 220V218H263L264 217L263 216L264 208L261 207L260 205H258L257 208H255L254 210L249 209V211H246L244 209V212H242V211L239 210L238 200H236L234 197H227V198L225 197L223 202H219L217 204L219 209L218 210H215V209L213 210V208H211L213 206V204H212L211 207L207 204L209 202V201H207V199L208 200L210 199L209 198V189ZM76 189L78 190V187ZM195 189H196V187H194V190ZM200 189L201 188H199L198 190H200ZM249 190H250L249 193L254 194V196L256 195L258 198L262 197V200H264V182L263 181H258L257 183L255 182V184H253V186ZM227 192H229V191H227ZM232 192L234 193V191H232ZM223 194H225V193H223ZM229 194L232 195L231 193H229ZM112 195L116 196V198H114V200L116 201L117 205L115 207H111L112 208L111 212H107L105 209H107L109 206H111L110 204H111V199H112L111 196ZM242 195H240V196L243 197ZM247 195H248V193H247ZM68 196L70 197V195L64 196V199L66 197H68ZM169 196H170V189L167 188L165 190L164 194L162 195V199H163L162 202L168 201V197ZM226 196H227V194H226ZM34 197L36 198V190L35 191H29V196H28L29 202L31 200V202L33 201V203L34 202L35 203H39V202H37L35 200ZM235 197L238 198L237 195ZM223 198H224V196H223ZM250 198H252V195H251ZM75 200H77V199L73 198L72 201H75ZM183 200H185V199H183ZM243 200L244 199H242V200L240 199L241 202ZM245 200H249V199L246 197ZM206 201H207V203H206ZM19 202L16 201L17 204ZM20 203L18 204V206L20 205ZM166 203L167 202H165V206L168 205ZM245 203H246V201H245ZM27 204H28V202H27ZM149 204H151L150 201L144 200L141 204L138 205L139 211L140 212L144 211ZM125 208H126V206H125ZM125 208L123 210H125ZM162 208H164V206ZM5 211L7 212L6 214H5ZM14 211H16V210H14ZM188 211L192 213V218L194 216H198V217L202 216L201 219L203 220V223H199L197 220L193 221V227L192 228H194V229H191L187 225L185 226V222L187 220L189 221V219L191 218L190 214L189 215H185L186 212H188ZM255 211L257 213L254 214L253 212H255ZM218 212H220V213H218ZM217 213L224 215L225 216L224 219L226 221L223 220L224 221L223 223L220 222L219 221L220 219L218 220V218H217ZM72 216L74 217L73 221L72 220H67V219H70ZM184 216H187V217H186V219L184 221H182L181 218L184 217ZM207 216H210V219L208 221L206 220ZM8 217L10 219V216H8ZM11 217H13V216H11ZM83 218H84V220L81 221V219H83ZM55 219H56V217H55ZM75 219H77V220L75 221ZM85 219H88V220L85 221ZM256 219H257V221H256ZM130 221H133V220H129V222ZM91 224L92 223H90V225ZM90 225H89V228H87L88 231L89 230L90 231L93 230V228ZM75 228H74V231H73L74 235H80L82 233H86V231H83V232H79L78 230L76 231ZM87 229H85V230H87ZM125 230H127V229H125ZM50 231H51L50 230V226H48V228H46L45 232H46V234L47 233L50 234L51 233ZM189 231L191 233H193L192 234L193 236L191 237L190 240L187 239V237L190 235ZM241 232H247V233H249V236H247L246 234L245 235L242 234L243 236H241L240 235ZM3 233H4V235H3ZM258 233L260 234L259 237H257ZM74 235H73V237H74ZM152 239H154L153 243L151 241ZM241 239H244V240H241ZM221 242L222 241L219 238H217V243H216V247L217 248L216 249L218 251L222 247V243ZM248 247H253V249L251 251H249ZM43 250H44V247H42V249L40 251L42 252ZM97 250H99V249H97ZM221 250H222V248H221ZM27 251L29 253V254L28 253L27 254L30 255L32 253L31 247L30 248L28 247ZM24 253H26V251ZM195 253H198V256H196ZM220 253H223V252H220ZM166 257H167V255H166ZM209 258L207 260H209ZM204 262H206V261L204 260Z\"/></svg>", "mask_w": 264, "mask_h": 264}]
</instances>
